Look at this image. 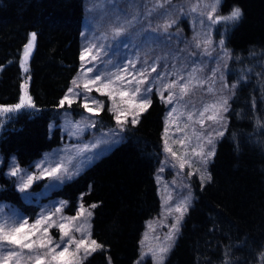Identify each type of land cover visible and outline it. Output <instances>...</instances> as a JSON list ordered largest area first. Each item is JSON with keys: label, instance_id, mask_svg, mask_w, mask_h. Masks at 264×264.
<instances>
[{"label": "trees", "instance_id": "trees-1", "mask_svg": "<svg viewBox=\"0 0 264 264\" xmlns=\"http://www.w3.org/2000/svg\"><path fill=\"white\" fill-rule=\"evenodd\" d=\"M85 6L84 0H0V106H14L22 95L35 105L0 112V200L29 217L35 205L4 170L12 156L28 166L60 144L62 114L87 113L80 98L60 106L81 65ZM233 6L242 17L224 32L225 83L236 85L224 134L207 165L211 180L191 178L192 204L162 264H264V0H222L218 11L226 15ZM31 33L36 40L25 71L21 56ZM102 98L95 129L113 125ZM149 99L137 123L124 125L121 141L48 195L65 199L68 211L77 202L90 207L91 238L101 247L82 264H149L137 257L144 223L160 206L154 177L165 114L155 92Z\"/></svg>", "mask_w": 264, "mask_h": 264}, {"label": "rangeland", "instance_id": "rangeland-1", "mask_svg": "<svg viewBox=\"0 0 264 264\" xmlns=\"http://www.w3.org/2000/svg\"><path fill=\"white\" fill-rule=\"evenodd\" d=\"M208 2L209 0H171L170 3L165 4L164 8L158 9L152 15H147L148 9L153 6L150 0H84L87 8L82 21L80 50L82 51L89 42L103 47L101 55L96 61L88 62L91 59V54L87 55L83 62L80 59V68L73 78L78 79L80 86L75 87L71 82L72 85L69 88H74V92L79 93L78 96L70 94L73 101L80 98L83 105L85 97H87L89 107L93 108L94 112L86 110L87 113L81 118H74L68 113L62 114L57 124L61 129V143L45 150L30 165L22 167L17 164L14 156L9 158L4 174L14 178L20 196L24 201L34 204L36 212L32 217H29L27 213H23L8 201L0 200V219H25L28 221L25 231H28L41 217H51L50 220H45L37 226L36 235L33 238L38 242L41 239L47 241L50 238L53 244L61 241L62 234L58 225L64 224L66 229H70V235L77 239L84 233L77 232L75 229L83 225L90 232V237L86 238L85 243L92 247L91 241L94 239L91 238L90 216L87 215L88 212H91L90 207L77 202L76 207L68 211L65 199L48 195L109 151L113 144L121 141L124 125L128 122L131 123L132 119L137 118L143 111L137 107L140 103L139 95L134 96L128 90L134 85L123 89L126 92L124 96L119 94L121 89L118 87L111 89V95L102 94V92L96 91L99 84L97 86L90 85L92 90L89 92L83 88L86 80L81 76V73L86 72L87 68L94 69L93 73H87L88 77L95 75L97 70L101 73H115L129 61H133L135 69L129 67V72L134 73L147 69V82L142 85V88L151 86L152 91L146 94L148 98L151 93L155 92L165 106L164 127L161 134L163 149L158 171L154 177L160 206L156 215L144 223L145 226L140 235L139 256L137 257V263L148 260L149 264H162L168 252L163 254L161 261L157 250L169 244L171 245L169 250L172 248L182 221L181 219L179 222L178 231L172 228L179 215L174 211L175 206L187 197L189 207L194 197L191 190V178L202 182L206 179L202 180L201 177L208 175V163L201 165L199 157L195 155L193 149L199 152L200 145L203 144L204 150L207 151L209 146L206 144L205 134L223 131L226 124V111H222L224 119L217 124L206 119L211 114L209 112L205 113L204 126L201 127L198 122L201 119L199 113L206 105L215 104L221 98H227L228 102L232 91V85L225 83V71L228 69L226 66L227 57L223 50L226 49L225 44L221 46L219 42L221 39L224 40V32L233 22L212 23L209 21L206 15H202L207 11L204 6ZM194 8L195 11L192 10ZM165 11L168 15H163ZM214 15L223 14L218 11ZM127 21H131V23L129 24ZM172 21L175 22L172 23ZM168 23L171 26L165 31L163 26ZM121 24L124 25V29L119 35H116L115 30ZM205 41H209V43L205 44ZM92 54H95V49ZM22 65L23 69L27 68L26 63H22ZM152 67H155L156 71H151ZM180 76H183L184 80H179ZM127 78L131 79L132 77L128 76ZM188 80L192 81V87L183 99L179 98V87L168 90L163 88L164 84L172 81L183 84ZM103 91L108 92L109 90ZM161 91L165 97L168 96L169 91L175 92L176 99H173L171 104L167 103L166 100L161 99ZM101 96L104 97L109 112L113 116V125L110 128L95 129L90 125H94V114L101 109L100 105L103 101ZM92 101L97 103L93 104ZM173 108H176L177 111L170 119L168 113ZM117 112L121 114L122 121L126 118L122 127L117 124ZM189 113L193 114L191 120L188 119ZM77 123L80 125L79 131L75 127ZM166 124L168 126L167 133H165ZM178 127L182 130L177 131ZM218 138H214V145ZM165 140H167V147L176 153L175 157L166 151ZM91 145L96 146L90 147L87 151L84 150V146ZM182 161H186L183 169L179 167ZM58 162H63L64 168L68 170L67 173L62 170L56 176L41 175L40 169L36 167L41 163L44 167H55ZM14 164L21 169L18 176L8 175ZM25 173L38 178L34 179L24 192H21L19 190L20 177ZM37 183H40L39 186L36 189L33 188ZM81 206H83V212L78 215L81 213ZM57 209L60 211L57 212ZM44 228L48 229L46 233L43 231ZM170 233L173 234L171 241L166 239ZM67 239L68 237H64V240ZM62 247L63 244H61ZM73 247L74 245L70 247V251L73 250ZM59 250L57 249V251ZM81 257H83V251H81ZM83 259H81V264ZM21 264H26V262L22 260ZM27 264H31V262H27Z\"/></svg>", "mask_w": 264, "mask_h": 264}, {"label": "snow or ice", "instance_id": "snow-or-ice-1", "mask_svg": "<svg viewBox=\"0 0 264 264\" xmlns=\"http://www.w3.org/2000/svg\"><path fill=\"white\" fill-rule=\"evenodd\" d=\"M150 2L153 3L152 8L148 9L147 15H152L154 12H156L158 9L164 8L165 4H168L171 2V0H150ZM222 0H209L207 4H205V8L207 9L206 12H203L202 15H206L207 19L211 21L212 23H219L221 21H230V22H238L240 18L242 17V10L239 7L233 6L230 12L227 15H214L218 12L219 8L221 7ZM195 11L196 9H192ZM163 15H168L167 11L163 13ZM135 19V17H133ZM175 21H172L174 23ZM127 23H131V21H127ZM171 24H165L164 30L167 31V28L170 27ZM124 29V25L121 24L116 30L115 34L119 35L120 32ZM36 40V33H31L30 38L28 39L27 43L24 45V56L25 58L29 55L32 47L34 46V42ZM209 43V41H205V44ZM220 45H224L223 39L220 40ZM102 45L97 46L95 43L89 42L87 45L84 46L83 50L80 54L81 61H85L86 56L91 54V59L88 61L91 63L92 61H96L102 52ZM199 47V45H197ZM93 49H95V54H92ZM225 54H227V49H223ZM23 66V65H22ZM129 67L132 69H135V62L129 61L127 65H124L122 68H120L117 72H105L101 73L97 70L96 74L88 77L87 73H93V68H87L86 72L81 73V76H83L86 80V82L83 84V88L86 91H91V86H97L96 91L102 92V94L111 95V89L113 87H118L121 89L120 95L124 96L126 95V92L123 90L127 86L133 87L129 88L128 90L132 92L134 96L139 95L140 103L137 105V107L141 110H144L150 103V99L146 95L147 93L152 91L151 86L142 88V85H144L147 82V69H142L133 72H129ZM27 71V68L24 69ZM151 71H156L155 67H152ZM131 76V79H128L127 77ZM139 77V78H137ZM157 79H160V77H157ZM179 80H184L183 76L179 77ZM117 82H119L117 84ZM202 83V82H198ZM72 84L75 87H79L78 79H73ZM22 88L26 87L25 85H21ZM179 87V98L183 99L185 95L188 94V92L191 90L192 87V81L188 80L183 84H178V81H172L171 83L164 84L163 88L164 90L173 89ZM233 88L236 87V85L232 86ZM103 90H109L108 92H104ZM143 93V94H142ZM78 96L79 93L74 92V88H69L68 92L65 94V96L60 101V106H63L65 102L68 103L69 106H71L73 99L71 98V95ZM161 99L166 100L167 103L171 104L173 102V99H176V93L169 91V94L167 97L164 96L163 91L160 92ZM93 104H96V101H92ZM227 98H221L217 103L206 105L204 109L199 113L200 120L198 121L201 125V127L204 126V118L205 113H211L206 117L207 120L212 121V123L217 124L223 121L222 111H227ZM102 107V105H100ZM23 107H30L35 108L34 103L31 100L30 96L25 97V95H22L20 98V102L17 103L14 106L4 107L0 106V112L7 113L11 111H18ZM83 107L88 112H94L93 108L89 107L88 104V98L85 97V102L83 104ZM114 110V109H110ZM177 111L176 108H173L168 113V118L173 117V113ZM182 114V113H181ZM192 113L188 114V119H192ZM116 120L117 124L121 127L123 126V123L126 122L125 120L122 121L121 114L117 112L116 114ZM133 125L137 123V119L134 117L131 121ZM94 126V125H90ZM76 130H80L79 123L76 124ZM179 127L177 128V131H181ZM168 132V126L166 124L165 126V133ZM223 131H215L208 132L205 134V140L206 144L209 146L207 151L204 150V145H200V151L196 152L195 149H193V152L195 155L199 157V162L201 165H206L209 160L215 155V145H214V138L223 136ZM183 143V141H181ZM166 145V151L170 152L173 157L176 156V153L172 151V149L167 147V140H165ZM96 145L91 146H84V150H89L90 147H95ZM186 161H182L179 164V167L181 169L184 168ZM36 167L40 169L41 175H48V176H56L59 172L62 170L67 173V168H64L63 162L56 163L55 167H44L43 163L37 164ZM21 169L17 165H13L11 171L8 173V175L11 176H18L20 175ZM38 178L35 175L25 173L24 176L20 177V186L19 190L21 192H24L32 183L34 179ZM201 179H207L211 180L210 175L202 176ZM92 207H96V205H92ZM188 209V199L187 197L177 204L174 208V211L178 213L179 215L176 217V222L172 225V228L176 231H178V225L180 220L182 219L184 213ZM57 212L60 211V209L56 210ZM83 212V206H81V213ZM91 212H88L87 215L91 216ZM51 217H41L40 220H37L35 224H33L30 228V230L25 231V227L28 224V221L22 218H10V220H3L0 219V264H21V261L31 262V264H81V259L86 258L87 255L91 254V252H94L97 248H100L101 245L97 244L95 240L91 241L92 247H89L86 245L85 240L86 238L90 237V232H88L83 225L80 227H77L75 230L77 232H83L84 235H82L79 239H77L75 236L70 235V229H66L64 224L58 225L61 231V241L58 243L53 244L52 240L49 238L47 241L41 239L39 242L34 239L33 237L36 235L35 230L37 229V226L41 225V223L45 220H50ZM68 219V218H65ZM43 231L46 233L48 231L47 228H44ZM64 237H68L67 240H64ZM167 240L171 241L173 239V234L170 233L167 237ZM61 244H63V247L61 248ZM73 247V250L70 251V247ZM169 245H165L160 247L157 251L160 254V260L163 259V254L167 253L169 248ZM57 249H60L57 251ZM27 250V251H25ZM81 251H83V257H81Z\"/></svg>", "mask_w": 264, "mask_h": 264}, {"label": "water", "instance_id": "water-1", "mask_svg": "<svg viewBox=\"0 0 264 264\" xmlns=\"http://www.w3.org/2000/svg\"><path fill=\"white\" fill-rule=\"evenodd\" d=\"M29 55H30V53H29ZM29 55L25 58L24 53H23V55H22V57H21V62H22V63H27L28 58H29Z\"/></svg>", "mask_w": 264, "mask_h": 264}]
</instances>
